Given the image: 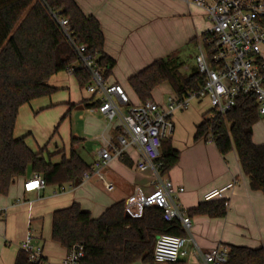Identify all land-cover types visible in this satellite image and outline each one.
<instances>
[{"label": "trees", "instance_id": "trees-1", "mask_svg": "<svg viewBox=\"0 0 264 264\" xmlns=\"http://www.w3.org/2000/svg\"><path fill=\"white\" fill-rule=\"evenodd\" d=\"M60 18L69 20L75 43L85 44L87 51L97 57L105 78L115 65L104 51L99 20L83 12L75 0H0V194H6L11 184L29 171L40 173L47 185L69 182L75 186L90 166L74 149V137L69 156L53 162L51 154L43 153L44 148L32 150L25 135H14L20 106L55 91L49 83L54 74L72 66L81 87L91 81V72L81 65L76 46L66 37ZM183 65L179 52L171 53L131 75L129 85L141 103L150 99L152 90L163 82H169L173 91L183 96L202 84L197 67L185 75L180 71ZM97 104L95 101L87 105ZM259 116L255 97L240 96L226 113L228 123L220 117L211 123L204 117L197 126L195 140H205L212 129L219 151L226 154L235 149L251 188L264 193V144L257 145L252 140L253 125ZM158 160L162 174L178 162L179 151L172 147L170 137L163 139ZM188 214L222 217L226 214L225 199L204 200L188 209ZM161 233L187 235L181 221L166 220L160 207H145L141 216L127 217L124 200L113 203L97 218L77 202L56 209L52 215V239L67 251L82 245V264H133L138 260L154 264L153 242ZM229 247L228 264H264V245ZM14 264L41 263L31 262L19 249Z\"/></svg>", "mask_w": 264, "mask_h": 264}, {"label": "crops", "instance_id": "crops-1", "mask_svg": "<svg viewBox=\"0 0 264 264\" xmlns=\"http://www.w3.org/2000/svg\"><path fill=\"white\" fill-rule=\"evenodd\" d=\"M75 1L83 12L94 15L100 22L104 51L115 60L107 80L122 85L130 96L126 83L138 100L129 85V77L171 53L179 52L181 60H184L195 49L199 34L211 25L206 11L193 4L192 0ZM158 86H163L162 90L168 94L173 91L169 82ZM155 89L152 90L151 99L164 103L168 94L166 98H159L154 93ZM95 101L96 96L91 94L72 102V105L84 104L90 112L85 117L83 131L72 132L70 142L71 149L74 137V149L89 165L95 159L97 149L117 133L115 124L95 110L96 106L87 105ZM202 104L203 101L191 104L174 114V130L170 139L172 147L179 151V160L162 176L171 179L175 186L185 188L178 193L177 200L187 214L188 209L204 202V194L210 189L223 187L235 178L239 181L233 191L226 192L228 204L224 216L190 214L192 224L186 232L193 240L188 243L189 254L184 257V264L192 260V253L196 249L205 251L219 244L264 245V193L251 188L235 149L222 154L215 142L195 140L197 126L209 109V103L205 107ZM252 140L257 145L264 144L262 115L253 125ZM69 153L63 155L68 157ZM63 155H55L51 160L59 162ZM138 159L137 148L131 147L123 157L113 159L103 169L106 180L113 185L111 190H107L99 178L93 177L75 186L69 182L61 183L71 187L65 192H56L61 184L25 191L30 171L26 176L17 178L6 194H0V264H14L19 243L28 228L41 237L44 255L53 262H60L68 251L52 239L53 212L77 202L83 210L97 218L113 203L125 201L136 189L152 190V174L137 170ZM194 260L193 263L196 262ZM138 262L140 260L134 263Z\"/></svg>", "mask_w": 264, "mask_h": 264}, {"label": "built area", "instance_id": "built-area-1", "mask_svg": "<svg viewBox=\"0 0 264 264\" xmlns=\"http://www.w3.org/2000/svg\"><path fill=\"white\" fill-rule=\"evenodd\" d=\"M203 8L211 22L210 27L199 34L194 61L202 75V84L181 96L175 91L168 94L164 103L147 99L141 104H132L125 88L111 83L104 77V68L97 57L87 51L85 44H76L71 36L69 20L60 18L66 37L76 46L80 63L91 72V81L86 90L96 96L98 104L94 108L104 114L107 121L114 123L116 135L97 149L96 157L85 170L81 182L93 177L105 183L111 190L113 185L107 181L103 169L113 159L123 157L131 147H136L139 159L136 163L140 172L150 171L153 188L145 191L138 188L125 200V209L131 217H139L145 207L156 206L163 209L168 221L179 219L186 231L192 220L177 200L183 186H175L171 179H164L161 173V145L174 130V114L188 108L193 101L207 100L209 109L205 118L213 123L217 118L227 122L226 113L236 104L240 96H254L259 115L264 116V0H192ZM66 71L74 74L75 67ZM124 106L127 109H124ZM215 136L209 130L205 141L214 142ZM238 178L220 188H213L204 194V200L225 197L233 191ZM25 191L44 188V177L35 172L26 181ZM70 186L59 185L56 192H65ZM228 200L225 197V205ZM193 239L189 235L161 233L156 237L153 258L155 263H176L188 256L186 244ZM31 262L41 264H82L83 246L74 247L56 263L50 261L43 252L41 237L28 228L24 239L19 243ZM193 258L195 259L193 263ZM230 247L219 244L208 250L196 249L192 260L187 264H228Z\"/></svg>", "mask_w": 264, "mask_h": 264}, {"label": "rangeland", "instance_id": "rangeland-1", "mask_svg": "<svg viewBox=\"0 0 264 264\" xmlns=\"http://www.w3.org/2000/svg\"><path fill=\"white\" fill-rule=\"evenodd\" d=\"M196 51L197 48L195 46V49L191 52L192 54L183 60L184 65L180 68L181 73L188 75L195 70L194 55ZM88 83L81 87L76 76L68 73L66 70L54 74L50 78V85L56 88L55 91L50 95L37 97L20 106L14 129L15 137L25 135V141L32 150L39 151L44 148L43 153L48 156L51 154L50 157L63 155L65 152L69 153L72 132L75 130L82 132L86 121L85 117L90 114L84 104L72 105V102L91 96L90 92L86 90ZM125 86L130 93L133 104H138L140 101L135 97L126 83ZM162 89L163 86H158L154 93L157 97L163 99L166 98L168 92ZM200 102L193 101L191 104H200ZM207 103V100H203L202 105L204 107L208 106ZM124 109H127V107L124 106ZM81 114H84V116L82 117ZM31 176L30 171L28 177L30 178ZM188 243L186 244V248L190 247V243ZM154 244L155 240L153 248ZM138 264L153 263H146L140 260Z\"/></svg>", "mask_w": 264, "mask_h": 264}, {"label": "water", "instance_id": "water-1", "mask_svg": "<svg viewBox=\"0 0 264 264\" xmlns=\"http://www.w3.org/2000/svg\"><path fill=\"white\" fill-rule=\"evenodd\" d=\"M126 216H127V217H130V216H131L130 213H129L128 211H126Z\"/></svg>", "mask_w": 264, "mask_h": 264}]
</instances>
